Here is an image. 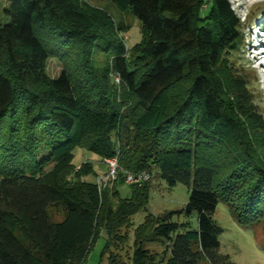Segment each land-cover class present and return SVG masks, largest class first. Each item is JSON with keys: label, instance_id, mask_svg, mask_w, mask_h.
<instances>
[{"label": "trees", "instance_id": "1", "mask_svg": "<svg viewBox=\"0 0 264 264\" xmlns=\"http://www.w3.org/2000/svg\"><path fill=\"white\" fill-rule=\"evenodd\" d=\"M6 1L0 264H83L101 229L125 238L121 229L150 182L128 184L125 198L113 184V202L108 185L82 180L93 168L72 164L76 147L116 157L113 182L146 171L169 187L191 186L182 210L196 212L197 228L172 221L175 211L147 217L131 264H231L213 218L222 201L264 238V117L245 78L226 70L243 29L233 3L110 0L141 22L140 42L128 47L127 26L104 10L84 11L81 0ZM50 60L61 66L57 76ZM148 239L168 243L169 257L145 248Z\"/></svg>", "mask_w": 264, "mask_h": 264}, {"label": "rangeland", "instance_id": "2", "mask_svg": "<svg viewBox=\"0 0 264 264\" xmlns=\"http://www.w3.org/2000/svg\"><path fill=\"white\" fill-rule=\"evenodd\" d=\"M229 1L233 3L234 9L243 21V29L237 53L230 57V67L226 70L229 72L233 69L234 73H239L245 78L253 93L254 102L261 116L264 117V0ZM6 2V0H0L1 23L8 21L1 12ZM81 7L84 11L89 8L104 10L112 14L117 23L120 22L127 26L122 36L128 47L140 42L141 22L128 12L120 13L110 0H81ZM47 70L49 75L57 76L61 71V66L57 60H50L47 64ZM261 129L264 131V123H262ZM84 162L91 163L93 168L91 173L82 176L84 181L97 183L98 179L108 171L106 163L98 155L83 147H76L73 151L72 164L78 167ZM147 182H150L151 189L147 194L145 203L129 217L121 229L122 235H125L123 241L120 242L117 238L110 239L106 230L101 229L95 237L83 264H131L130 257L138 237L137 233L146 222L147 217L156 218L165 212L175 211L172 221L187 223L191 229L197 228L196 212L186 214L182 210L188 201L191 186L177 183L175 186L169 187L163 180H156L151 177L144 183ZM113 184L117 190L116 196L119 198L131 195L130 185L118 181L111 182L108 184V192L113 202L117 201L116 198L111 197ZM52 216L57 221L63 219V216L58 213H53ZM213 218L222 228L219 236V251L229 256L231 264H264V238H262L259 229L241 225L233 217L229 205L223 201L217 204ZM143 233L140 239L146 235L145 232ZM107 242L110 243L106 250ZM143 243L145 248L160 254L165 250L166 258L170 255L168 243L149 239ZM160 264H164V262Z\"/></svg>", "mask_w": 264, "mask_h": 264}, {"label": "built area", "instance_id": "3", "mask_svg": "<svg viewBox=\"0 0 264 264\" xmlns=\"http://www.w3.org/2000/svg\"><path fill=\"white\" fill-rule=\"evenodd\" d=\"M115 81L119 82L118 76H115ZM104 162L107 165L108 171L97 181V185L100 190L106 187L109 183L117 179V168H118L117 158L116 157L107 158V159H104ZM150 177H151L150 174L146 171L139 172V173L125 172L124 182L127 184L141 185L145 181H147Z\"/></svg>", "mask_w": 264, "mask_h": 264}]
</instances>
